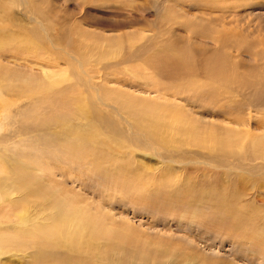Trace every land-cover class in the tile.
Segmentation results:
<instances>
[{"label":"rangeland","instance_id":"1","mask_svg":"<svg viewBox=\"0 0 264 264\" xmlns=\"http://www.w3.org/2000/svg\"><path fill=\"white\" fill-rule=\"evenodd\" d=\"M214 57L236 85L202 77ZM263 60L264 0H0V264H264ZM16 159L93 217L94 251L29 240L58 212L16 216ZM227 183L235 231L211 200Z\"/></svg>","mask_w":264,"mask_h":264},{"label":"bare ground","instance_id":"2","mask_svg":"<svg viewBox=\"0 0 264 264\" xmlns=\"http://www.w3.org/2000/svg\"><path fill=\"white\" fill-rule=\"evenodd\" d=\"M146 50H147V48L142 46L136 52H134V56H137L139 54L143 55ZM132 57H133V54H132ZM208 58H210V57H208ZM224 59L225 58H222L221 60L224 61ZM207 63L208 64L205 67L204 74L202 76L203 78L205 77V79L209 78L208 80H211V79L213 80V78H215V77L223 76V77H225L226 82H228V84L230 83L231 86L233 84L236 85L235 81L232 78L235 75L230 74L233 70L232 71L229 70V65H228V67H227L225 72H221V69H220V67L218 65V57L211 58L210 61L207 62ZM228 63H229V61H228ZM232 66H233V64H232ZM189 73H190V71L188 72V74ZM192 75H194V74H192ZM185 76H186V74H185ZM236 77H238V76H236ZM241 82H240L241 89L243 88V86L245 87V86L248 85L247 83H245V85H242ZM55 86H57V84ZM67 88H68V89H66L67 91L70 90L69 87H67ZM50 90H51L50 87L46 88V92L50 91ZM71 91L74 92V94H75V91H73L72 89H71ZM76 93L78 94V92H76ZM66 94H67V92H66ZM69 95L66 98H68ZM78 95H72L73 97L72 98L69 97L68 101L73 105L72 108H74V110L76 109L78 111V112L77 111L76 112L79 113L80 115L82 114L81 116H83L84 113H83V111L81 109L85 105V100L82 97H80L81 96L80 94H78ZM74 100H75V102H74ZM83 110H84V108H83ZM85 110H87V109H85ZM71 111L69 110V112H71ZM72 112H75V111H72ZM79 114H78V117H79ZM75 115H77V114H75ZM86 117L87 116L85 115V118ZM76 120H77V118H76ZM66 132H67L68 137L70 138V141L66 142L67 144L66 143L63 144L62 148L65 150V154H67V156H68V153H70V154H73V153L82 154L81 156L84 157V155L87 154V153L85 154V148H86V146L89 148L88 144L90 143V141H92V139H90L89 136H86L84 133L79 132L78 129H77V131L76 130L71 131V129H70V130H66ZM221 141L224 143L225 140L221 139ZM94 144H93V146H94ZM97 148H99V147L97 146ZM93 149H95V147H93ZM95 150H97V149H95ZM95 150H94V152H97ZM0 156H2V155H0ZM13 161H14L13 163L16 164L19 160L16 159V160H13ZM3 164H5V163H3V161L0 160V167L1 166L3 167ZM10 167H14L13 168L14 170L11 169L9 171V173L11 174L10 175L11 176L10 179H12V181L15 182V184H16L15 186H17L16 190H13L11 195L12 194H16V195L19 194V196H20V198L12 200V202H10V204L13 205V207L15 208V210H16L15 214H16V216H18L19 219L22 220V218L25 217L24 216V212H26V210H27L28 206L31 204L32 200L35 199V201H37L36 200L37 198H39V200L41 199L42 202L45 201L47 206H49V208L56 209L57 212H58V214L50 216L51 217L50 219H48L49 218L48 217L47 218L48 220L45 221L44 224H41V225L37 224V228H36L37 231L35 229L33 231L30 230L29 231V235H28L29 240H31V239L32 240H36L37 239L38 242H45V244H48V246L50 245L51 247H53L54 244H57L58 246L66 247L67 249L70 250V252H74V251H80L81 252V251H84V252L90 253V252L94 251V247L92 245V242L94 241L96 235H92L91 232H89L87 234V236H84V232L87 229V226H89L88 224L92 223L93 217L90 216L89 213H86V211H83V210L77 212L73 208V205L70 204V202H72V199L69 200L68 198H66L68 200H66L65 202H61L55 196L57 193L55 195H53V193H51L52 191L49 192V188H48V191H46L45 188H44V190H42L40 187H45V186H40L39 187L38 184L36 183V181L35 182L33 181L34 183H36V184L33 185V182H32L33 178L29 175V174H32L31 173L32 170L29 167V165H25L23 163V161L22 162L19 161L18 164L12 165ZM96 167H98L97 163H96V165H94V169H96ZM25 170H27L29 172V174L25 173V172H27ZM6 172H8V171H6ZM17 172H20V173H17ZM45 173H48V176H49V170H48V172L45 171ZM45 173H43V174H45ZM25 174L29 175V178L26 177ZM48 178H50V176ZM34 180H36V179H34ZM45 182H47V181H45ZM46 184H44V185H46ZM212 185H213L212 183L208 184V185H206V188H208L210 190V189H212ZM233 185H235V184H233ZM220 187H221V190L218 189V191H220L221 196H219V197H211V200H212V202L215 205H216V203L218 204V206H216V207H217L218 211L222 212V214H221L222 217L221 218H223V219L221 220V222L223 223V227H225L228 230L235 231L236 228H237L236 227V222L237 223H241V222H243V219L242 218L240 219L239 216H238V212L235 209H232L233 207H231V203L235 201L234 200L235 197L234 196H232V197L227 196V193H229V190L231 189V184L220 185ZM220 187H218V188H220ZM3 196L4 197L7 196V193H0V199ZM188 197H193V194L191 192H188L187 190L180 192L179 201H180V204L182 206L186 205ZM156 198L158 199L160 197L156 196ZM45 202H43V203H45ZM33 204L35 205V202ZM227 219L230 220V224L226 222ZM92 238H93V241H92ZM257 240H259V241H256V242H258L261 247H264V238L263 237H257ZM27 241H28V239H27ZM84 252H82L81 254H83Z\"/></svg>","mask_w":264,"mask_h":264}]
</instances>
